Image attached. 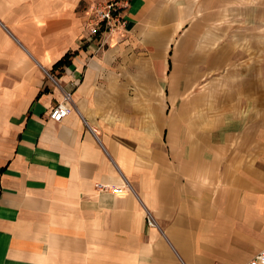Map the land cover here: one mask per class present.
<instances>
[{"label":"crops","instance_id":"obj_1","mask_svg":"<svg viewBox=\"0 0 264 264\" xmlns=\"http://www.w3.org/2000/svg\"><path fill=\"white\" fill-rule=\"evenodd\" d=\"M252 1L129 0L125 31L92 37L76 0H0V264H241L264 248V79L240 64L249 27L231 30Z\"/></svg>","mask_w":264,"mask_h":264},{"label":"rangeland","instance_id":"obj_2","mask_svg":"<svg viewBox=\"0 0 264 264\" xmlns=\"http://www.w3.org/2000/svg\"><path fill=\"white\" fill-rule=\"evenodd\" d=\"M105 1L106 0H76V2H78L77 12L80 14L81 24L82 26L84 25V28L88 29L87 23L92 10L98 3ZM252 2L253 4L246 5L248 7V17L244 21L241 20L238 22L236 20L237 23L231 28V30L233 29L236 33L234 36H236L237 33H241V31L249 27V37H243V39L249 43V48L247 52L239 54V56L242 55L241 57H244L243 59L240 58V64H246L251 75H254L259 79H264V0H253ZM242 13L244 12L242 11ZM242 13H239V15ZM244 34H247L246 30ZM89 36L93 37L96 35L89 34ZM242 60L243 62H241ZM3 63L0 61V65ZM0 71H2V69H0ZM18 103L19 101L17 104ZM10 107V102L8 103L0 100V142H6L7 140L8 134L5 127L6 117L4 115L7 114V110H9Z\"/></svg>","mask_w":264,"mask_h":264},{"label":"built area","instance_id":"obj_3","mask_svg":"<svg viewBox=\"0 0 264 264\" xmlns=\"http://www.w3.org/2000/svg\"><path fill=\"white\" fill-rule=\"evenodd\" d=\"M129 0H106L105 2L98 3L92 10L88 19L89 34L96 35L99 30L101 33L114 34L123 33L126 28V21L123 18V9L127 7ZM70 101V93L65 92L62 99L58 102L48 113L50 119L59 122L68 113L69 109L67 104ZM98 189H111L116 192L117 188H109L101 183H96ZM125 187L130 191L131 189L125 184ZM141 207L144 210L145 224L150 228H157L159 226L151 211L143 204ZM216 264H230L226 262H218ZM241 264H264V248L260 249L253 258Z\"/></svg>","mask_w":264,"mask_h":264},{"label":"trees","instance_id":"obj_4","mask_svg":"<svg viewBox=\"0 0 264 264\" xmlns=\"http://www.w3.org/2000/svg\"><path fill=\"white\" fill-rule=\"evenodd\" d=\"M101 33V30H99L98 32H97V34L96 35H98V34H100ZM69 56H70V54H65L60 60H58L55 64H54V67H57V66H63V65H69Z\"/></svg>","mask_w":264,"mask_h":264}]
</instances>
